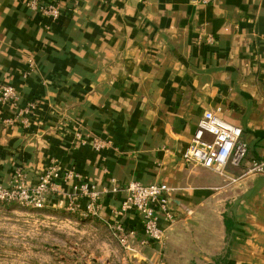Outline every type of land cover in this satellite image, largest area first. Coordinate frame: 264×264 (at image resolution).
I'll return each mask as SVG.
<instances>
[{
  "label": "crops",
  "instance_id": "0c3cea01",
  "mask_svg": "<svg viewBox=\"0 0 264 264\" xmlns=\"http://www.w3.org/2000/svg\"><path fill=\"white\" fill-rule=\"evenodd\" d=\"M1 84L17 93L0 103L1 185L35 186L54 163L43 210L76 194L80 214L79 185L95 186V217L137 230L130 262L264 264V0H0ZM206 110L247 144L223 175L182 160ZM133 181L171 189L162 247L140 244L138 213L116 218Z\"/></svg>",
  "mask_w": 264,
  "mask_h": 264
},
{
  "label": "built area",
  "instance_id": "2783aa9c",
  "mask_svg": "<svg viewBox=\"0 0 264 264\" xmlns=\"http://www.w3.org/2000/svg\"><path fill=\"white\" fill-rule=\"evenodd\" d=\"M201 4H210L213 0H196ZM35 4H33L34 6ZM40 10L56 18L59 15L58 8L53 5H41ZM17 93L12 85H0V103L5 105L15 100ZM38 102L29 104V107L36 108ZM242 129L233 125L221 117L215 111L206 110L197 122L191 140L182 154V160L185 163L197 164L209 168L218 174L223 175L227 165L237 166L243 160L247 153V144L241 139ZM92 146L100 149L105 146V141L94 139ZM263 163L252 162L250 171H260ZM68 172L65 177H71ZM60 177V174L54 163L50 164L40 181L32 187L23 183L20 175L8 186L0 184V202H17L22 205L33 208H43L45 206L48 194L58 190V185L54 182ZM112 190L117 191L118 187L112 182ZM79 195L86 197L88 203L85 213L90 215L98 214L97 200L99 192L93 185L83 183L79 185ZM126 197L121 202L118 210L115 211L116 218L123 216L128 211L138 213L141 218L143 237L140 244H157L162 247L165 244V228L159 225V214L162 212L166 227L170 226L175 220L176 215L169 209V194L171 189L164 183L144 184L140 181L129 183L126 188ZM71 196L68 209L74 211L75 198ZM189 212V210L187 211ZM114 231L119 243L125 250H132L129 239L136 236L137 230L134 228H125L119 221L109 225Z\"/></svg>",
  "mask_w": 264,
  "mask_h": 264
},
{
  "label": "rangeland",
  "instance_id": "374dc122",
  "mask_svg": "<svg viewBox=\"0 0 264 264\" xmlns=\"http://www.w3.org/2000/svg\"><path fill=\"white\" fill-rule=\"evenodd\" d=\"M43 208L0 202V264H142L95 215Z\"/></svg>",
  "mask_w": 264,
  "mask_h": 264
},
{
  "label": "trees",
  "instance_id": "16d2710c",
  "mask_svg": "<svg viewBox=\"0 0 264 264\" xmlns=\"http://www.w3.org/2000/svg\"><path fill=\"white\" fill-rule=\"evenodd\" d=\"M213 264H218L217 262H214Z\"/></svg>",
  "mask_w": 264,
  "mask_h": 264
}]
</instances>
